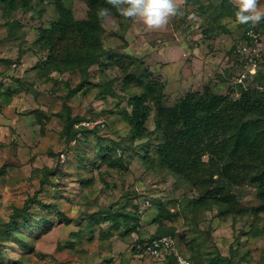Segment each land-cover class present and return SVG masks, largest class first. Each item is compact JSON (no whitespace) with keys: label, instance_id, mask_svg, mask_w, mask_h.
<instances>
[{"label":"rangeland","instance_id":"1","mask_svg":"<svg viewBox=\"0 0 264 264\" xmlns=\"http://www.w3.org/2000/svg\"><path fill=\"white\" fill-rule=\"evenodd\" d=\"M57 1H34L30 11L12 15L0 5V264H164L133 249L154 234H172L189 264H264V213L251 211L260 203L255 187H232L242 214L199 202L194 188L160 165V135L132 139L125 114L148 76L165 84L166 106L191 90L211 86L223 94L238 82L242 67L233 49L245 27L238 10L228 17L221 8L224 1L237 8L235 0H178L182 14L162 31L110 12L105 56L87 70L47 66L48 52L35 44L39 30L58 19ZM64 1L78 20L88 18L85 0ZM259 6L264 10V0ZM256 24L264 27V19ZM157 55H169L170 63L160 67ZM122 57L126 71L118 64ZM262 71L247 85L264 87V65ZM66 106L87 120L82 124L93 130L87 138L62 137ZM144 199L152 207L141 230L115 228L124 218L115 211H134ZM27 214L39 223L28 229L20 221L17 228L18 216Z\"/></svg>","mask_w":264,"mask_h":264},{"label":"trees","instance_id":"2","mask_svg":"<svg viewBox=\"0 0 264 264\" xmlns=\"http://www.w3.org/2000/svg\"><path fill=\"white\" fill-rule=\"evenodd\" d=\"M34 1L46 0H0V5L12 15L20 10L30 11ZM85 2L88 6V18L78 20L73 9L64 0H58V19L50 28L39 30L35 44L48 52L47 66L57 70H87L101 63L105 56V29L104 21L97 16L99 9L109 8L120 20L125 18L107 0ZM221 8L228 17H235L234 13L238 10L226 1ZM15 24L20 26L17 22ZM15 24L7 21L6 26L14 27ZM243 26L242 42L248 39L247 33L251 29L264 37L262 25L247 23ZM14 34L10 30L8 37L13 38ZM237 48L238 46L234 47V53ZM123 59L124 57L118 64L123 66ZM263 65L264 60L255 75L248 77L244 83L236 82L226 93L219 94L211 86H205L202 91L188 92L171 106L162 102L165 84L148 76L144 92L129 100L130 114L125 112L132 139H145L151 132L159 134L161 143L156 154L165 171L185 180L194 188L199 193V202L214 201L224 205L229 213L244 212L238 208L240 201L232 192V187L244 184L255 187L256 197L260 201L251 208L252 213H264V87L247 85L263 75ZM123 68L127 70L124 66ZM154 107L155 125L151 131L147 122ZM65 110L62 137L69 142L87 138L88 133L93 132L82 124L87 120L79 115L74 116L69 106ZM56 174L57 171H52L50 176ZM139 207L140 204L136 203L134 211H115L116 216L124 217L115 228L121 227L124 232L129 233L139 232L137 228L142 224L143 218L138 213ZM59 213L63 215L61 211ZM28 216H18L19 221H15L14 225L18 228L19 222L24 221L28 229H33L39 221L35 217L31 222ZM42 223L48 225L49 222L42 219ZM163 235L174 238L172 234L153 236ZM145 239L141 237L136 244L142 245ZM138 246L133 248L135 252L144 254ZM162 263L174 264V259L170 258ZM13 264H24V261Z\"/></svg>","mask_w":264,"mask_h":264},{"label":"clouds","instance_id":"3","mask_svg":"<svg viewBox=\"0 0 264 264\" xmlns=\"http://www.w3.org/2000/svg\"><path fill=\"white\" fill-rule=\"evenodd\" d=\"M107 3L122 17L139 19L151 30L163 28L170 17L179 13L178 0H107ZM235 3L238 8L235 13L238 23L256 24L264 19V10L259 6V0H235ZM97 16L101 21L107 22L110 19V9L100 8Z\"/></svg>","mask_w":264,"mask_h":264},{"label":"built area","instance_id":"4","mask_svg":"<svg viewBox=\"0 0 264 264\" xmlns=\"http://www.w3.org/2000/svg\"><path fill=\"white\" fill-rule=\"evenodd\" d=\"M248 39L238 45L235 51L236 63L242 67L238 83H244L245 80L257 73L264 60V37L256 30H249ZM152 207L150 199H144L140 204L138 213L144 216L147 209ZM141 230V225L137 228ZM139 248L144 255L155 261L167 262L170 258L175 260V264H189L185 261L177 247L176 241L170 235L152 236L145 239Z\"/></svg>","mask_w":264,"mask_h":264},{"label":"crops","instance_id":"5","mask_svg":"<svg viewBox=\"0 0 264 264\" xmlns=\"http://www.w3.org/2000/svg\"><path fill=\"white\" fill-rule=\"evenodd\" d=\"M159 31H162L161 29H159ZM164 48V47H163ZM156 51H158V48H156L155 49ZM164 50H167L166 52H169L168 51V48L166 49V48H164ZM156 53V52H155ZM169 54V53H168ZM167 56V58H169V55H165V57ZM165 57H162V56H158L157 55V60H158V65L160 66V67H165L164 65H166V64H169L170 62L169 61H165ZM25 60V59H24ZM25 62V61H24ZM163 68H161V69H163ZM184 73H185V71H183V69L181 70V77L184 79L185 77H184ZM192 91V90H191Z\"/></svg>","mask_w":264,"mask_h":264}]
</instances>
